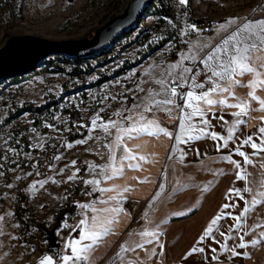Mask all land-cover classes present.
<instances>
[{
    "label": "rangeland",
    "instance_id": "374dc122",
    "mask_svg": "<svg viewBox=\"0 0 264 264\" xmlns=\"http://www.w3.org/2000/svg\"><path fill=\"white\" fill-rule=\"evenodd\" d=\"M128 1L0 0V46L12 35L50 40L89 38L96 27L120 13ZM154 2L167 4L175 17L156 15L152 9L144 13L136 28L112 41L107 52L88 55L77 66L79 75L69 74L71 57L50 56L27 75L0 82V264H38L46 249L56 248L57 238L69 230L74 212L68 205H74L75 211V202L83 194L82 174L93 170L89 165L96 166L97 155L105 152L107 132L99 125L122 121L126 109L132 107L151 106V113L163 111L164 106L154 104L155 100L165 99L163 94L156 95L162 92L157 81L183 68L203 69L198 59H182L199 57L207 51H199L194 45H215L236 26L264 20V0H189V5H181L179 0ZM190 16L209 22L195 24ZM230 19L236 25L229 26L228 33H218L217 26ZM165 37L169 39L162 46L150 49ZM170 53H175L176 58L170 59ZM124 62H134L135 66L98 86H88L102 75H112ZM198 79L204 80L205 76ZM51 95L59 98V107L72 105L79 112L78 125L86 129L83 137L64 139L63 133L71 126L58 111L40 114L37 127L30 112L5 122L14 107L24 102H43ZM22 135L28 142L27 151L20 141ZM81 140L86 143H78ZM9 147L14 151H7ZM55 148H60L59 152ZM72 161H76L75 166ZM80 167L81 174L77 172ZM74 172L76 178L68 181ZM45 180L48 182L40 187L38 182ZM20 192L26 202L18 199ZM18 205L27 209L26 217H32L35 225L22 229L14 214Z\"/></svg>",
    "mask_w": 264,
    "mask_h": 264
},
{
    "label": "crops",
    "instance_id": "0c3cea01",
    "mask_svg": "<svg viewBox=\"0 0 264 264\" xmlns=\"http://www.w3.org/2000/svg\"><path fill=\"white\" fill-rule=\"evenodd\" d=\"M177 74H168L164 81L172 80ZM241 79L247 84L252 76L245 75ZM199 91L196 90L197 93ZM247 91H249L247 88H236L235 95L247 100ZM255 94L264 99V91L257 90ZM228 102L236 101L229 99ZM251 106L258 108L259 104L252 102ZM236 111L237 109L233 108L212 107L206 115V119L210 121L206 129L198 116L193 117L190 123L197 131L192 135H198L199 129H205L226 138L228 129L235 120L232 113ZM183 114L176 108H173L171 113L165 111L146 113L142 108L133 107L126 109L124 117L132 119L127 120L123 117L122 121L116 122L117 127H109L104 144L106 153L97 155V165L93 170H87L82 174L83 194L75 202L71 227L61 238H57L56 248L53 250L60 255L65 254L66 241L79 235V229L76 230L75 236L72 235V228L78 225L81 219L90 220L93 215L98 219L105 217L110 219L112 217L105 210L119 206L123 211L116 217L118 222L109 226L111 232L90 253L89 264H112L120 246L126 242L140 241L141 237L138 234L145 230L156 233L155 236L148 238L152 242L146 243L142 249L124 254L126 259L142 264H264V240L260 239L264 233V204L257 205L246 213L238 226L232 219L243 210L245 202L251 207L250 202L254 195L264 191L262 187L264 168H261V164L264 163V152L253 155V149L248 145L240 147L241 142L250 135L253 136V142L260 143L257 137L260 135L258 129L264 126V111H251L244 117L246 123L235 130L227 146H224L223 139L213 140L208 136L189 141L186 134L183 137L185 142L176 143L175 136L181 134L179 117ZM141 115L144 119H141ZM221 115L223 120L215 118ZM147 120H154L159 127L171 134V138L163 134L147 133L139 135L132 133L130 138L118 131L132 124L140 127ZM224 121L229 123L225 124ZM152 131L155 133L156 129L153 128ZM117 135L122 137L119 145L116 143ZM124 147H127L137 159L125 160L121 164L119 158L125 155ZM237 148L250 156V163L245 164L243 158L236 155ZM112 156L117 159L112 160ZM141 156L145 159L140 160ZM227 157L235 160L240 167L229 163ZM129 163L137 164L139 167L129 168ZM111 167L123 168L122 174L107 179L105 172H110ZM237 174L243 178L237 179ZM88 180H98L100 183L97 186L85 184L84 181ZM99 188H115L116 191L101 192ZM125 188L128 191H124ZM245 188L250 189V192H245ZM229 189H238L239 196L233 193L226 200L225 195ZM111 197H116V200L120 201L119 205L116 200H111ZM233 203L236 207H231ZM88 204L94 205L95 211L93 208L85 210L79 207ZM224 204L230 206L222 209ZM218 215L221 218L213 226L210 236L197 243L211 221ZM221 232L232 239L225 240ZM245 232L248 234L244 235ZM240 236H244L249 246L243 249L236 248V251L247 252V257L242 255L233 257L230 250L220 247L221 244H227L230 248H235ZM252 240L259 241L256 247L251 246ZM194 246L197 249L203 248L204 252L188 255ZM212 248L217 249L216 253L211 251ZM46 254L51 255L48 252ZM214 255L217 257L215 260L212 259ZM116 264H120L119 258Z\"/></svg>",
    "mask_w": 264,
    "mask_h": 264
},
{
    "label": "snow or ice",
    "instance_id": "6c2138e0",
    "mask_svg": "<svg viewBox=\"0 0 264 264\" xmlns=\"http://www.w3.org/2000/svg\"><path fill=\"white\" fill-rule=\"evenodd\" d=\"M188 0H179L181 5H186ZM236 21L234 19H230L226 21L224 24H220L217 26V32H226L228 33V27L232 25H236ZM193 29L195 26H190ZM257 29V30H253ZM194 47L198 48L199 51L204 52L202 56H185L182 59H192L193 61L199 60V63L203 65V69L199 67L193 68H183L180 73H178L171 81L165 82L164 80L157 81L160 84L162 92L157 93L156 95L163 94L165 99L163 100H155L154 104L156 107H161L163 111L167 113H171L173 108L178 109L181 113H184L179 117V127L181 129V134L175 136L176 143H183L184 135H187V139H202L205 136L210 137L213 140L223 139L224 146H227L228 140H231L235 130L239 128V126L246 121L243 119L248 116L251 111H264V99L258 97L255 93L257 90L264 91V20H258L254 23L244 22L238 26H236L227 36H224L218 41L215 45H211L208 43H203L201 45H194ZM173 68H176L177 65H173ZM204 75L205 79L203 81H197V77ZM245 75H251L252 79L245 84L242 81V77ZM172 85H175L174 87ZM186 85H188L189 90L184 91ZM207 85V87H206ZM236 88H247L246 96L247 100L237 97L235 95ZM200 90L198 93L196 90ZM227 94V95H225ZM151 95V94H150ZM235 100V103H229L228 100ZM252 102H256L259 104L258 108H252ZM171 106V107H169ZM215 106L227 107L237 109L236 112H233L232 115L235 117V120L232 122L231 127L228 129V135L226 138L219 137L218 134L213 132H207L205 129L209 126L210 121L206 119V115L209 109ZM185 109H190V111L185 112ZM151 106H146L144 111H151ZM119 115V113H117ZM198 116L202 124L205 125V129H199L198 135L193 136L192 133L197 131L196 127L190 123L193 117ZM127 120L132 119L131 117H124ZM217 119L223 120V116L215 117ZM141 119L144 117L141 115ZM93 126L97 125L96 120L92 122ZM225 124H228V121H224ZM99 127L103 128L105 132H108L109 127H117L115 121H111L109 124H101ZM155 128L156 131L153 133L152 129ZM35 131V129H33ZM119 132H122L124 136H129L131 138L132 133H136L137 135L141 133H147L148 135H159L163 134L166 137L171 138V134L167 132L165 129L159 127L154 120H147L145 123L137 127L136 124H132L126 128L118 129ZM258 133L260 134L257 139L260 143L253 142V136H248L241 142L240 147H244L248 145L251 149H253V155H257L260 152H264V126H261L258 129ZM122 137L117 135L116 143L120 144ZM6 143V141H5ZM78 143H86L85 140H81ZM71 147V145H69ZM219 150V147L218 149ZM7 151H14L12 148H8ZM124 156L120 157V163L122 164L125 160L133 161L136 160L137 157L131 153V151L127 148H123ZM236 155L243 158V162L245 164L250 163V156L246 154L244 151H241L240 148L235 150ZM59 159V157H56ZM112 160H116L115 156L111 157ZM140 160H144L145 157H139ZM182 159V157H181ZM229 163L233 164L236 167H240L235 160H232L231 157H227ZM76 161H72V166H75ZM94 165H89V168H94ZM129 168H138L137 164H128ZM261 168H264V163L261 164ZM61 173L63 169L60 170ZM79 172V169H77ZM123 168L121 167H111L110 172H105L107 179H112L113 177L122 174ZM3 175V173H0ZM76 178V173L74 172L71 176L68 177V181H72ZM243 177L237 174V179H242ZM51 179V178H49ZM48 181H39L40 187H43L45 183ZM52 183H58L55 180H52ZM85 184H90L97 186L100 181L98 180H88L84 181ZM11 187V185H9ZM262 187H264V183H262ZM32 188H35V185H32ZM101 192H109L116 191L115 188H99ZM124 191H128L127 188ZM245 192H250V189L245 188ZM235 194L239 196V190L229 189V192L225 195V199L227 200L231 194ZM158 195V194H157ZM259 197V198H257ZM111 200H116V197H111ZM243 199V197H240ZM102 203H107L102 201ZM117 205H119L120 201L116 200ZM251 207H249L248 202H245V206L243 210L239 213V215L232 217L237 222V226L239 225L240 220L245 216L246 213L250 212L252 208H255L257 205L264 204V191L258 192L254 195V198L251 200ZM229 204H224L222 209L228 208ZM82 209L93 208L94 205H79ZM231 207H236L233 203ZM95 211V209H94ZM112 218H103L98 219L96 215H93L90 220L85 218L81 219L79 224L72 228V231H76L79 229L78 237H74L68 241H66L64 245L65 254L57 255L54 257L52 255L45 254L43 255L38 264H89L90 261V253L98 246L99 242L111 232V228L109 227L111 224L118 222L116 217L123 211L122 207L116 206L111 209L105 210ZM115 214V215H112ZM231 215V214H229ZM221 217L218 215L214 218L209 227L205 230L203 235L200 237V240L197 243L202 242L205 238L209 237L213 231V226L217 224L218 220ZM2 219V218H0ZM235 230V229H234ZM248 233L245 232L244 235ZM141 240L133 241L131 243L126 242L120 246L116 257L113 258L112 264H116L117 258H119L120 264H142V262H137L134 260L126 259L124 254L134 252L137 249H142L146 243H151V239L149 237L155 236V232H149L145 230L142 233H139ZM221 236L225 237V240L232 239L231 236L225 235V233L221 232ZM261 240H264V233L261 234ZM214 243H218L217 241H213ZM252 247H256L259 243L258 240H252ZM248 242L245 241L244 236L239 237V243L236 244L235 248H230L227 244H221L220 247L222 249L230 250L231 255L233 257L242 255L244 257L248 256L247 252L238 253L236 248H246L248 247ZM161 247H163L161 245ZM211 251L216 253L217 249L212 248ZM194 252H204L203 248L197 249L195 246L188 253V255H192ZM155 253L153 252V255ZM187 258V257H185ZM212 259H217L214 255Z\"/></svg>",
    "mask_w": 264,
    "mask_h": 264
},
{
    "label": "water",
    "instance_id": "95a60500",
    "mask_svg": "<svg viewBox=\"0 0 264 264\" xmlns=\"http://www.w3.org/2000/svg\"><path fill=\"white\" fill-rule=\"evenodd\" d=\"M152 0H129L124 9L94 30L91 37L50 40L34 35H12L0 46V82L27 75L50 56L75 57L110 46L138 21Z\"/></svg>",
    "mask_w": 264,
    "mask_h": 264
},
{
    "label": "trees",
    "instance_id": "16d2710c",
    "mask_svg": "<svg viewBox=\"0 0 264 264\" xmlns=\"http://www.w3.org/2000/svg\"><path fill=\"white\" fill-rule=\"evenodd\" d=\"M188 5H189V0H188ZM151 9L153 10L154 14H156V15L166 16L170 19H173L175 17V15L170 12L169 6L167 4H164L163 2H159V3L155 4L154 0H152V2L150 3V6L146 9V11L144 13L149 12ZM189 20L195 24H203V23L209 22L203 18H194L191 16L189 17ZM129 31H131V30H129ZM129 31H127V32H129ZM168 39H169V37H165L160 42H158L156 45H152L150 47V49H155V48L157 49L158 47L162 46ZM109 48L110 47L108 46L105 49L100 50L98 52L100 54L105 53L109 50ZM88 55H90V54H83V55L71 57V61L73 62L72 63L73 67L69 71V74L71 76L79 75V71H78L77 66L79 64H82V61L85 60ZM175 58H176L175 53H170V59H175ZM42 63L43 62H41L37 67H39ZM134 66H135L134 62H129V63L124 62L118 69H116L112 73V75H102L98 79H96L95 81L89 83L88 86H90V87L98 86V85L102 84L103 82L108 81L111 77H116V76L123 74L126 70H128ZM85 72L88 73L89 69H85ZM16 78L17 77L11 78V79H16ZM76 88H78V87H76ZM73 91H74V89H72L68 92H73ZM68 92L66 93V95L69 94ZM58 100H59L58 97L51 95L49 97H46L43 102H24L21 104V106L14 107V109L9 112L8 116L5 118V122L9 123L12 120H14L15 118L22 115L23 113L30 112V113H33V115L35 116L34 121H33V125L37 127L39 124L38 116L40 114H42V113L50 114V112L58 111L60 114L65 116V118L67 119V121L69 122V124L71 126L70 131H66L63 133L64 139L67 141H73L75 139L83 137L86 134V129L81 127L80 125H78V123L80 122L79 112L74 107H72V105L66 106V107L65 106L59 107ZM48 120L50 123L52 122L51 119H48ZM84 124L87 125L88 122L86 121ZM16 134H18V133H16ZM20 141H21V144L24 146V150L27 151L28 150V142H27V139L24 135H22L20 137ZM59 149L60 148H55V150L58 152H59ZM32 152L35 153L36 151L33 149ZM82 172H83V169H82V167H80L79 174H81ZM18 199L21 202H26V200H27L26 196L22 192H20L18 194ZM68 207H70V209H69L70 212L73 213L74 212V205H71L69 203ZM26 213H27V209L21 205H18L14 210V214H15L18 222L20 223L22 229H27L29 226L36 224L32 217H28L29 219L26 217L27 216ZM76 234H77V231L72 232V235L75 236ZM46 250L48 253H50L54 257L57 254V252L55 250H53V248L48 247Z\"/></svg>",
    "mask_w": 264,
    "mask_h": 264
},
{
    "label": "built area",
    "instance_id": "2783aa9c",
    "mask_svg": "<svg viewBox=\"0 0 264 264\" xmlns=\"http://www.w3.org/2000/svg\"><path fill=\"white\" fill-rule=\"evenodd\" d=\"M173 87L175 86V85H172ZM187 88H188V85H186V87H185V89H184V91H186L187 90ZM126 202L124 201V204H125Z\"/></svg>",
    "mask_w": 264,
    "mask_h": 264
}]
</instances>
